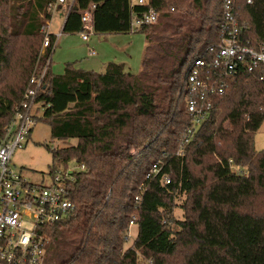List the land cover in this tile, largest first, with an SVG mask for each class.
Returning a JSON list of instances; mask_svg holds the SVG:
<instances>
[{
  "label": "trees",
  "instance_id": "16d2710c",
  "mask_svg": "<svg viewBox=\"0 0 264 264\" xmlns=\"http://www.w3.org/2000/svg\"><path fill=\"white\" fill-rule=\"evenodd\" d=\"M56 2L0 0V143L37 63L43 68L49 56L42 27ZM223 3L74 0L64 33L82 32L83 12L94 4V33L144 34L148 53L139 72L115 61L101 73L74 62L60 74L52 72V60L48 66L36 120L49 123L55 140H77L47 146L51 173L71 169V162L78 170L68 185L76 214L42 230L51 239L47 264H173L184 252L179 264H264V151L254 146L264 122V85L257 72L240 69L236 80L213 95L209 116L178 154L192 126L186 69L221 43ZM236 6L243 42L264 44V0H239ZM151 10L156 22L134 28L135 17ZM21 38L26 51L13 66L10 58ZM49 38L53 43L55 34ZM156 163L160 172L148 176ZM181 195L184 219L175 221L174 230ZM132 220L139 231L126 247Z\"/></svg>",
  "mask_w": 264,
  "mask_h": 264
},
{
  "label": "built area",
  "instance_id": "2783aa9c",
  "mask_svg": "<svg viewBox=\"0 0 264 264\" xmlns=\"http://www.w3.org/2000/svg\"><path fill=\"white\" fill-rule=\"evenodd\" d=\"M137 3L146 4L148 0H137ZM247 3H253V0H247ZM58 4H66L70 9L74 0H57L55 4L48 6V10L56 9ZM94 7V4H90L81 17V37L84 41H89L94 33ZM236 8L235 0H224L225 28L221 43L208 47L206 55L193 60L186 69L185 102L192 117V126L188 128L184 143L178 151L181 156L184 154L185 144L209 116L213 107V95L223 92L231 81L236 80L240 69L257 72L264 85V44L243 42L241 35L245 26L240 23ZM156 19L157 14L151 10L144 16L135 17L133 27L154 23ZM48 28L47 22L42 27L45 31L42 47L44 51L51 46L49 56L43 68L37 69L31 76L24 99L17 107L0 143V264H47V246L51 239L47 233L42 232L43 228L71 217L77 211L68 191L69 183L75 181L73 169L55 173L50 171L40 182H34L11 166L15 150L26 141L37 122L36 117L40 116L36 113L37 99L61 36V33L55 35L51 43ZM94 54L95 51L92 50L91 55ZM81 167L84 168V165ZM234 167L233 170L236 171ZM160 170L156 163L148 176L157 175ZM162 179L166 183L171 182L169 175H163ZM130 225H134V220Z\"/></svg>",
  "mask_w": 264,
  "mask_h": 264
},
{
  "label": "rangeland",
  "instance_id": "374dc122",
  "mask_svg": "<svg viewBox=\"0 0 264 264\" xmlns=\"http://www.w3.org/2000/svg\"><path fill=\"white\" fill-rule=\"evenodd\" d=\"M235 2L239 5V0H235ZM133 3L137 4V0H133ZM62 21L63 17L60 9H54L52 18L48 22V30L57 35L62 31ZM24 42L22 38L18 41L14 54L10 58V64L12 63L13 66L17 65L25 54L26 47ZM146 46L147 41L145 35L134 31L129 34H116L107 37V40L104 41H100L98 34L93 33L90 36L89 43L83 41L81 33L67 34L61 32V37L52 54L53 72L60 74L64 71L66 63L74 62L76 67L101 73L104 70L105 64L109 61L122 62L128 70L139 72L142 69V60L148 53ZM89 47L95 49L96 55L90 54ZM38 67L39 65L37 63L35 71ZM39 115L42 114L39 113ZM68 141L53 139L49 123L45 119H41L35 123L31 134L22 146L15 150L12 156L11 166L14 170L21 171L27 179L40 182L51 171L53 165V157L47 146L50 148H61L67 146L68 143L75 144L77 142L76 139H70ZM254 146L257 151H264V122L254 136ZM69 168L75 171L78 170V166L74 162L69 163ZM192 168L198 171V168L195 166ZM234 168L238 172L241 169L237 166ZM242 169H244V173L248 172L247 168ZM185 200V195H181L176 199L177 206L172 215L173 221L171 220V227L174 230L179 229L175 221L184 219V212L181 206ZM138 231L137 225L130 227L126 247L133 245ZM184 253L173 259L172 263L179 264L183 259Z\"/></svg>",
  "mask_w": 264,
  "mask_h": 264
},
{
  "label": "crops",
  "instance_id": "0c3cea01",
  "mask_svg": "<svg viewBox=\"0 0 264 264\" xmlns=\"http://www.w3.org/2000/svg\"><path fill=\"white\" fill-rule=\"evenodd\" d=\"M58 9H60V11H61V13H62V17H63V21H62V28H61V30H63V25H64V23H65V20H66V18H67V14H68V7H67V5L66 4H58V7H57ZM64 10V11H63ZM48 32L49 33H52V32H50V30H48ZM61 32H63V31H61ZM61 32H59V33H61ZM64 33V32H63ZM76 33H81V32H76ZM52 34H54V33H52ZM68 34V33H67ZM113 35H116L115 33H106V34H98V37H99V39H100V41H104V40H107V37H110V36H113ZM61 37V36H60ZM60 39V38H59ZM84 41V40H83ZM86 42H90V40L89 41H86ZM89 49H90V54H91V51L93 50V51H95V49L94 48H92V47H89ZM44 51H45V49H44ZM55 51V50H54ZM94 55H96V52H95V54ZM52 65H53V59H52ZM52 65H51V70H52V72H53V68H52ZM84 69V68H83Z\"/></svg>",
  "mask_w": 264,
  "mask_h": 264
}]
</instances>
